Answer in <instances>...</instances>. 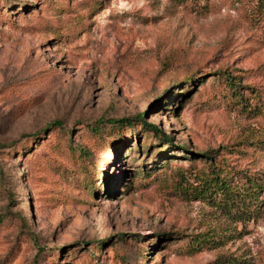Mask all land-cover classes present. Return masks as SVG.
Returning a JSON list of instances; mask_svg holds the SVG:
<instances>
[{"label":"rangeland","instance_id":"374dc122","mask_svg":"<svg viewBox=\"0 0 264 264\" xmlns=\"http://www.w3.org/2000/svg\"><path fill=\"white\" fill-rule=\"evenodd\" d=\"M0 264H264V0H0Z\"/></svg>","mask_w":264,"mask_h":264},{"label":"trees","instance_id":"16d2710c","mask_svg":"<svg viewBox=\"0 0 264 264\" xmlns=\"http://www.w3.org/2000/svg\"><path fill=\"white\" fill-rule=\"evenodd\" d=\"M109 123H112V122H109ZM142 124L144 125V123H142ZM217 177H218V175H215V176L212 177V179H214L216 181ZM251 182H252V180H248V183H250L248 189L250 188L252 190V192H256L258 187L254 183L251 184ZM223 184H224V181H222V183L220 185H223ZM239 207H241V206H239ZM250 210H251V208H247V209L244 208V211H248V213L251 212Z\"/></svg>","mask_w":264,"mask_h":264}]
</instances>
